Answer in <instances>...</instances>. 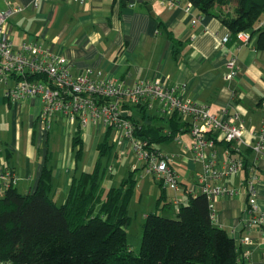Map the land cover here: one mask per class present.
<instances>
[{"label":"crops","instance_id":"1","mask_svg":"<svg viewBox=\"0 0 264 264\" xmlns=\"http://www.w3.org/2000/svg\"><path fill=\"white\" fill-rule=\"evenodd\" d=\"M6 1L22 8L9 20L14 45L38 42L43 49L66 58L74 75L92 70L100 79L120 80L127 85L159 82L166 87H177L176 94L182 99L205 104L214 114L219 115L223 110L239 112L245 129V143L233 144L230 150L235 154L229 152V155L243 159L246 166L256 167L258 212L264 218V158L255 160L248 146L252 143L251 133L264 124V51L257 49L258 33L251 36L247 32L250 42L246 45L232 39L229 30L219 20L201 15L188 0H175L173 6H170V0H135V3L130 0H87L85 5L71 0H3L5 8ZM148 5H151L153 15L146 7ZM258 29L264 30V18L255 30ZM225 39L228 41L224 42ZM232 60L236 75L225 81L227 64ZM3 103L10 109L13 106L17 115L28 113L29 143L24 155L19 154V136L6 145L4 153L0 150V170L12 171L17 178V190L20 188L26 194L36 188L48 156L53 182H57L56 197L63 203L71 177L76 170L79 173V167L76 161L64 162L60 153L53 162V152L49 155V131L56 124L59 132L62 129L60 136L67 140L70 129L58 117L53 119L48 130L40 124L37 118L41 103L36 99L12 105L0 95V104ZM127 106L125 109L133 115V109ZM136 116V120H140V116ZM37 125L45 130H38ZM185 129L178 133L183 146L176 144L178 147H174L177 151L174 167L183 190L175 193L165 187V196L167 199L171 197V208L176 209L193 196L188 191L195 185L197 172L202 170V164L192 161L193 139ZM71 138L72 135L69 140ZM69 143L73 153L71 141ZM98 143L95 140L94 153ZM227 148L225 144L216 146L219 160L229 158L225 153ZM34 150L38 152L37 159ZM245 172L246 168L238 176L215 183L236 193L230 197L220 196L213 203V223L226 230L237 246L249 234L254 244L249 256H245L247 263L264 264V222L260 229L252 226L251 232L245 228L250 218L246 212L248 194L242 184ZM168 190L172 194L168 195ZM141 199L142 195L137 192L136 200ZM175 199L181 202L175 205ZM239 247L245 250L243 245Z\"/></svg>","mask_w":264,"mask_h":264},{"label":"trees","instance_id":"2","mask_svg":"<svg viewBox=\"0 0 264 264\" xmlns=\"http://www.w3.org/2000/svg\"><path fill=\"white\" fill-rule=\"evenodd\" d=\"M188 2L201 15L219 20L232 39L240 32H249L251 36L258 33L257 49L264 51V30H255L264 18V0ZM127 107L133 109L131 120L141 126L135 136L142 140L157 144L170 142L186 128L176 113L167 119L149 115L143 106ZM136 115L140 120H136ZM155 120L166 121L165 127L157 126L153 123ZM164 129H169L172 136L164 135ZM80 130L76 126L71 138L76 163L83 152ZM110 133L111 129H107L96 146L93 169L74 172L63 203L58 204L50 196L53 169L48 156L34 191L21 194L16 184L11 183L3 191L0 196V263L248 264L244 251L227 231L214 225L205 195L189 196L187 203L176 209V218L161 216L160 211L172 207L171 202H166L161 182L157 211L145 216L141 247L134 254L126 232L131 222L128 204L134 191V171L117 187L105 190L102 186L101 162L113 153ZM230 153L233 155L235 151L230 150Z\"/></svg>","mask_w":264,"mask_h":264},{"label":"built area","instance_id":"3","mask_svg":"<svg viewBox=\"0 0 264 264\" xmlns=\"http://www.w3.org/2000/svg\"><path fill=\"white\" fill-rule=\"evenodd\" d=\"M71 1L81 5L87 2ZM170 3L173 6L175 0H170ZM5 4L6 8L0 10V95L6 101L20 105L31 99L38 100L41 111L37 119L47 130L56 117L67 128L93 126L96 129H111L115 132L114 143L118 146V156L131 151L145 173L154 175L164 187L179 193L183 188L174 167L177 156L165 155L158 144L137 138L135 134L141 126L131 120L125 106H143L147 111L154 110L159 117L167 119L176 113L193 139L192 161L202 164V170L196 174L195 185L188 192L193 196L205 195L214 218L213 203L220 196L230 197L236 193L235 190L215 183L238 176L246 168L242 184L248 194L246 212L250 218L245 228L251 232L252 226L257 229L263 226L264 218L259 214L257 204L259 178L256 167L246 166L243 159L229 155L233 144L245 143V129L239 112L223 110L219 115L214 114L205 104L182 99L176 94L177 87H166L159 82L127 85L120 80L100 79L99 74L92 70L74 75L66 58L43 49L38 42L14 45L9 20L19 14L22 8L10 1ZM236 40L249 44L250 35L240 32ZM227 70L223 78L230 81L236 75L234 60L227 64ZM262 105L264 107V99ZM163 134L172 136L169 129H164ZM251 138L252 143L248 146L255 160L264 158V124L258 131L251 133ZM172 141L179 147L183 146L179 134ZM218 144L228 147L225 153L229 158L219 160L216 154ZM16 180L12 171L0 170V196ZM178 203L180 200L175 199L174 204ZM253 244L249 234L238 243L245 247L246 256H249Z\"/></svg>","mask_w":264,"mask_h":264},{"label":"rangeland","instance_id":"4","mask_svg":"<svg viewBox=\"0 0 264 264\" xmlns=\"http://www.w3.org/2000/svg\"><path fill=\"white\" fill-rule=\"evenodd\" d=\"M5 6H3V0H0V10H4ZM149 115L154 114V110L149 111ZM157 126L165 127L166 121L157 120L155 121ZM29 115L24 112L22 115H17L14 107L10 109L7 104H0V150L5 151L6 145L11 144L17 136H19V144L21 149L19 154L24 155L25 152L27 154L28 151V143H29ZM37 129L43 131L44 127L40 128L37 125ZM71 135L74 134L76 127L69 128ZM45 130V129H44ZM81 137L83 139V152L80 160L77 161V165L79 167V172L91 171L93 169V164L97 159V154L94 153V143L95 140L101 142L104 137V129H101L99 132L93 126H89L87 128H83L80 130ZM62 134V129H57L56 124L53 125L51 130L49 131V155L53 152V162L56 158V154H63L64 162H69L70 160H75V153L70 151V136L66 134L68 137L65 140V137L60 136ZM115 132L111 131L109 141L113 145V153L110 158H103L101 162V172H104V177L102 181V186L105 190H108L111 187H117L120 185L121 181L128 177V175L134 171V167L137 168L136 171L133 172L134 183V191L132 194V198L128 204V214L131 218V222L126 229L127 232V242L133 251L134 254H137L140 250L142 243V224L144 222V218L146 214L153 213L157 211V200L159 195L161 194V189L159 187L158 179L152 175L145 173L141 168L138 162L136 161V157L131 151H127L125 155L116 156V152H118V146L114 143ZM8 143V144H7ZM18 143V142H17ZM162 152L165 155H171L177 153L176 143L174 141L168 142L165 145L159 146ZM175 147V148H174ZM32 150L29 151L31 153ZM35 158H38V152L34 150ZM95 154L92 156V154ZM1 155V154H0ZM72 161V163H73ZM90 163V167H87ZM111 168V172L109 171ZM53 190L50 193L51 197H55L58 204H61V201H58L56 185L57 182H53ZM167 190V189H166ZM19 193L25 194L18 188ZM139 192L142 195L141 201L136 200V194ZM56 193V194H55ZM155 193L157 194L155 196ZM168 195L172 194L170 190H168ZM60 194V193H59ZM171 198L170 196H168ZM169 198H166V202H169ZM159 214L161 216L167 218H176V208L165 209L160 211ZM3 264V263H0Z\"/></svg>","mask_w":264,"mask_h":264},{"label":"water","instance_id":"5","mask_svg":"<svg viewBox=\"0 0 264 264\" xmlns=\"http://www.w3.org/2000/svg\"><path fill=\"white\" fill-rule=\"evenodd\" d=\"M137 2H141V0H136ZM130 2L131 3H135V0H130ZM147 7V9L151 12L152 11V7H151V5H148V6H146ZM151 14L153 15V13L151 12Z\"/></svg>","mask_w":264,"mask_h":264}]
</instances>
